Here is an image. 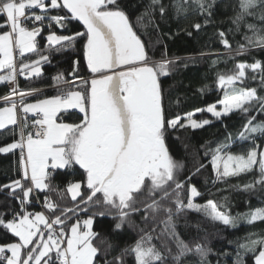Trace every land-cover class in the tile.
<instances>
[{
    "label": "snow or ice",
    "instance_id": "6c2138e0",
    "mask_svg": "<svg viewBox=\"0 0 264 264\" xmlns=\"http://www.w3.org/2000/svg\"><path fill=\"white\" fill-rule=\"evenodd\" d=\"M188 3L189 0H176L172 6L179 14L186 11ZM192 3L197 5L201 14L212 6L207 4V0H192ZM155 6H159L162 16L165 14L166 9L161 0H151L145 13L137 17L138 22L148 16ZM239 7L240 11L232 21L237 30L246 17H256L257 12L260 21L264 22V0H240ZM37 8L43 14L49 9H66L72 19L82 23L86 31L74 36L50 33L47 36L48 46L71 45L77 37L86 36L84 59L94 78L90 81V88L80 91L75 89L88 85L89 81L75 75L69 81L63 74H58L53 77V84L59 94L38 99L35 103L24 101L25 96L39 91L35 88L22 91L13 87L8 95L0 97L9 105L0 108V129L18 123L20 126V139L0 146V153L20 149L22 172L21 179L0 185V191L9 190V194L21 203V212L14 213L12 219L5 220L0 215V226L18 237V242L0 245V264H50L53 252L59 264H94L99 248L93 244L98 235L92 231L93 218L83 220V227L77 220L71 225V235L65 232L67 214L87 211L90 203L105 209L99 215L108 214L116 220V230L129 223L133 213L143 211L146 222L149 218L154 220L162 213L166 214V219L161 222L165 225L163 232L176 245L177 251L172 255L175 264H181L182 258L190 253L199 256L200 264H206L211 249L200 242L189 246L181 240L172 222L174 214L191 209L203 212L225 226H235L238 218L220 211L212 200H208L204 206L195 204L194 197L200 193L194 186H190L187 203H184L182 190L185 184L177 179L183 164L170 155L165 134L167 129L184 128L186 125L182 120H187V126L193 129L209 121L198 122L192 118L193 113H187L185 117L177 115L173 119L165 118L158 77L167 75L171 61L149 64L145 45L129 17L120 9L118 0H50L48 3L46 0H0V16L4 18L0 27L10 29L0 32V69L7 73L0 75V82L15 84L17 74L26 78L41 75L39 64L48 61L47 55L41 54L39 59L22 62L19 66L14 59L17 50L21 56L26 52L37 51L36 36L40 34L41 28L29 30L23 26V21L29 18L28 10ZM32 18L42 22L45 15H34ZM48 19L62 25V21L68 17L53 15ZM193 27L199 30L201 24L196 23ZM245 27L252 33L244 36L247 44L264 48V29L257 28L255 24H245ZM219 36L223 45L230 48L225 33L220 32ZM243 50L244 45H241L240 51ZM236 68L237 71L232 75L218 76V85L223 89L231 88L234 94L228 95L226 92L225 98L219 101L224 106L223 112L217 111L215 105L207 108L217 118L222 114L227 115L233 108L248 112L254 102H258L260 111H264V97H258L256 89L236 88L237 81L243 83L247 69L255 73L258 69L264 71V67L257 61L252 64L239 63ZM76 80H80L81 84L76 85ZM261 82L264 84V78ZM64 85L67 91L60 90ZM13 96L20 97L19 109ZM69 108L78 109L83 113V119L79 123H57V114ZM18 112L23 114V119ZM29 113L36 117L31 125L27 120ZM243 129L239 134L241 139H246L248 133L264 134V122L254 125L250 119ZM221 151L222 146H218L215 149L217 154L212 157L214 171L217 170L216 161L220 159L218 154ZM257 155L256 150H250L247 157L229 156L228 161L233 162L234 166L230 172V164L226 162L223 176L250 171L258 163L259 178L256 183L264 185V152L259 153L258 161ZM74 165L83 170L88 189L86 197L82 195L81 182H69L66 192L74 202V207L60 208L57 203L46 198L44 207L53 213L52 217L42 212L28 213L24 209V204L36 189L56 191L63 199L64 191L50 184L51 173L48 169H70ZM29 181L30 184L25 186V182ZM244 187L248 189L253 185ZM17 191L22 193V197H17ZM145 191L147 196H144ZM157 193L161 194L159 198ZM166 200L170 203L165 204ZM173 204L175 210L171 206ZM81 205L86 207L81 209ZM245 218L249 224L264 221V208L245 214ZM151 239V232L141 235L134 245L123 249L121 255L114 258L117 264H123L122 257L127 254L134 255L135 264H165L164 254L150 244ZM65 240L66 247L62 246ZM257 246L259 251L255 255V264H264V236L252 239L250 235L245 243L239 244L240 249L254 253ZM237 256L235 264H242L239 252ZM104 264L112 262L106 260Z\"/></svg>",
    "mask_w": 264,
    "mask_h": 264
},
{
    "label": "trees",
    "instance_id": "16d2710c",
    "mask_svg": "<svg viewBox=\"0 0 264 264\" xmlns=\"http://www.w3.org/2000/svg\"><path fill=\"white\" fill-rule=\"evenodd\" d=\"M48 2L50 0H46V3ZM161 2L165 6V14L162 16L159 6H155L150 10L148 16L143 17L141 22H138L137 17L145 13L151 0H118V5L129 17L134 30L145 45L149 64H155L162 60L171 61L167 75L158 77L165 118L173 119L177 115L185 117L187 113H193L192 118L198 122L209 121L208 124L193 129L187 126V120H182V123L186 125L184 128L167 129L165 134V142L170 155L174 160L183 164L177 173V179L185 184L182 190L184 203H187L190 186H194L200 193L199 196L194 197L195 204L204 206L208 200H212L219 206L220 211L238 218L235 226H225L218 221H213L203 212L185 209L179 214H174L172 222L179 238L189 246L200 242L211 249L206 264H235L238 252L242 264H255V255L258 254L259 246L254 253L240 249L239 244L245 243L250 235L252 239L264 236V221L258 220L249 224L245 218V214L257 208H264V185L256 183L259 178V165L257 163L250 171L225 177L221 165L217 167L216 171L213 170L212 157L217 154L215 149L222 146V151L218 154L221 158L227 154L243 155L249 150H256L258 161L264 134L260 132L248 133L246 139H241L239 134L244 130V124L250 119L254 125L264 122V111H260L259 103L254 102L248 112L233 108L227 115L222 114L220 118H217L206 108L210 105L222 106L219 101L223 100L226 91H231V88L223 89L218 85L219 75L234 74L237 71L236 65L239 63L252 64L259 61L264 67V48L249 46L244 39L246 34L252 35L245 24H255L257 28L264 29V22L260 21L259 12H257L256 17H246L237 30V26L232 21L240 11V0H207V4L212 6L203 14L200 13L197 5L192 3V0H189L185 6L186 11L179 14L172 6L176 0H161ZM32 12L45 15L46 19L53 15L67 16L68 19L62 21L60 28L52 27L42 30L37 36V51L25 53L18 58L17 66L22 62L39 59L41 54L49 57L47 62L40 63V76L26 78L17 74L18 87L20 89L53 87V77L58 74H63L67 80L70 75L78 77L93 75L88 70L84 59L86 36L77 37L71 45L65 43L63 47H49L47 41L49 33L56 32L64 36H74L78 32H85V28L62 8L49 9L46 14L41 13L38 8L32 9ZM3 23L4 18L0 16V24ZM196 23L201 24L199 30L193 27ZM6 30H8L7 27H0V32ZM220 32L225 33L230 48H226L221 42ZM241 45H244L242 52L240 51ZM17 72H19L18 67ZM4 74H6L4 70L0 71V75ZM262 78H264V71L258 69L254 73L251 69H247L243 83L237 81L236 88H254L257 90L258 97H264ZM87 81H89L88 85H82L75 90L85 91L86 88H90L91 79H87ZM75 84L80 85L81 82ZM60 90L67 91L68 88L61 86ZM7 93L6 83H0V97ZM229 93L234 94L232 91ZM58 94L59 90L56 87L29 100ZM197 109L202 111H196ZM57 119L79 123L83 116L75 110H67L60 112ZM18 139V124L0 129V146H6ZM49 172L51 173L50 184L64 191L63 199L56 191L36 189L37 196L41 199V206H37L34 201H31L29 204H24L23 207L26 211L43 210L47 217H52L53 213L44 207L43 197L57 203L60 208L74 207V202L66 192L69 182H81L82 195L85 197L88 195L85 176L78 165H74L70 169H52ZM21 178L20 156L17 149L8 153H0V185L10 184L11 181ZM28 184L30 181L25 182V186ZM248 184H252L253 187L245 189L244 186ZM16 195L22 197V193L19 191ZM160 195L157 193V198ZM144 196H147L146 191ZM30 199H32V194ZM164 203L169 204L170 201L166 200ZM171 206L175 210V205ZM80 207L83 209L86 206L81 205ZM87 208V211L67 214L65 232L69 235L71 225L77 220L93 218L92 231L98 234L94 238L93 244L99 248L97 257L94 258V264H104L106 260L117 264L114 258L121 255L123 249L134 245L136 240L146 232H151L150 244L164 254L165 264H175L172 255L177 251L176 245L163 232L165 225L161 222L166 219V214L162 213L154 220L149 218L146 222L143 219V211L133 213L130 222L116 230L114 227L116 220L111 215L101 216L98 214L105 211L102 206L90 203ZM17 212H21L20 200L11 196L9 190L0 191V215L5 220H9ZM94 213L96 215H93ZM56 214L59 215V212L57 211ZM80 222L82 223V221ZM142 229L143 231H141ZM13 242H18V237L13 236L0 226V245ZM109 244L112 245L111 248L108 247ZM54 255L53 252L50 264H54ZM122 259L123 264H135V257L132 254L124 255ZM181 264H200L199 256L190 253L182 258Z\"/></svg>",
    "mask_w": 264,
    "mask_h": 264
},
{
    "label": "built area",
    "instance_id": "2783aa9c",
    "mask_svg": "<svg viewBox=\"0 0 264 264\" xmlns=\"http://www.w3.org/2000/svg\"><path fill=\"white\" fill-rule=\"evenodd\" d=\"M28 19H25L24 21H23V26H25V27H27L29 30H31L33 27H39V28H41V31L42 30H44V29H49V28H52V27H57V28H60V26H61V24H57V23H55L54 21H50L49 19H44L42 22H38V21H34V19L32 18L34 15H38V14H36V13H33L32 12V9L31 10H28ZM38 36V35H37ZM37 36H36V43H37V41H38V38H37ZM19 58V54H18V52L17 51H15L14 52V59H15V62H16V60ZM81 78H83L84 80H87L88 78H84V77H81ZM69 81H72L73 80V76L72 75H70V78L68 79ZM80 82V80H76L75 81V83H79ZM6 86H7V89H8V93L7 94H5V95H8L10 92H11V90H12V88L13 87H15V88H17V89H19V90H22V91H28L29 89H20L19 87H18V82H17V76H16V82H15V84H11V83H9V82H6ZM64 86H66V85H64ZM53 88H56V86H53V87H48V88H40V89H38L39 91L38 92H34V93H32L31 95H28V96H25L24 97V101H26V100H28V99H30V98H32V97H34V96H36V95H38V94H40V93H42V92H44V91H46V90H50V89H53ZM4 95V96H5ZM4 96H2V97H4ZM14 101H16V103H17V106H18V109H19V100H20V97L19 96H14V98H12ZM4 103H6L3 99H0V105L1 104H4ZM18 115H20L21 116V119H23V115L22 114H20L19 112H18ZM36 117L35 116H33V115H27V120H28V123H29V125H31V122H32V120H34ZM19 123H18V129H19ZM19 139H20V136H19ZM18 139V140H19ZM17 151H18V153H19V156L21 155V152H20V149H17ZM31 201H34L36 204H37V206H41V199H39L38 198V196H37V193H36V191L34 190L33 191V193H32V199H30L29 201H27L26 202V204H29V203H31ZM42 202H45V198L43 197V199H42ZM42 212L44 213V211L42 210ZM45 214V213H44ZM46 215V214H45ZM62 246H64L65 247V242H64V244L62 245ZM54 260V264H59V262L56 260V257H55V255H54V258H53Z\"/></svg>",
    "mask_w": 264,
    "mask_h": 264
},
{
    "label": "rangeland",
    "instance_id": "374dc122",
    "mask_svg": "<svg viewBox=\"0 0 264 264\" xmlns=\"http://www.w3.org/2000/svg\"><path fill=\"white\" fill-rule=\"evenodd\" d=\"M10 29H8V30H6V31H9ZM3 32V31H2ZM52 33H55L56 35H60V34H58V33H56V32H52ZM50 34V33H49ZM48 34V35H49ZM47 35V36H48ZM27 53V52H26ZM25 54V53H24ZM37 60V59H36ZM30 62V61H29ZM29 62H24V63H29ZM39 67H40V71H41V64H39ZM0 71H2V69H0ZM110 74V73H109ZM84 78H88V79H93L94 78V76L93 75H91V76H89V77H84ZM229 92H231L230 90H228ZM228 91H226L227 92V94L228 95H232L231 93H229ZM225 95H226V93H225ZM225 95H224V97H223V99L225 98ZM16 97V96H15ZM50 97H52V96H49V97H43V98H38V99H46V98H50ZM12 98H14V96L12 97ZM31 99V98H30ZM38 99H34V100H26L25 101V103H35ZM6 106H9V105H7L6 103H4V104H1L0 105V108H4V107H6ZM209 107V106H208ZM207 107V108H208ZM216 107V110L217 111H221V112H223V108H224V106L222 105V106H215ZM206 108V109H207ZM67 110H75V111H77V112H79L82 116H83V113H81L78 109H75V108H69V109H67ZM67 110H62V111H67ZM61 111V112H62ZM60 113V112H59ZM58 113V114H59ZM58 114H57V116H58ZM23 115V114H22ZM27 115H32L31 113H29V114H27ZM56 120H57V123H60V122H64V123H70V122H66V121H62V120H58L57 119V117H56ZM8 126V125H7ZM250 151V150H249ZM248 151V152H249ZM248 152H246V154H243V155H233V154H227V155H225V156H223L222 158L220 157V159H218L217 161H216V164H217V167L219 166V165H221L222 167H223V169H224V164L226 163V162H228L229 164H230V167H229V171L231 172L232 171V167L234 166V163L233 162H229L228 161V157L229 156H232V157H237V156H245V157H247V154H248ZM50 170H52V169H48V171H50ZM74 182H78V181H74ZM89 218V217H88ZM88 218H86V219H88ZM77 222V221H76ZM75 222V223H76ZM81 227H83V224H82V226ZM69 235H71V232H70V230H69ZM13 243H15V242H13ZM9 255H10V253H9Z\"/></svg>",
    "mask_w": 264,
    "mask_h": 264
},
{
    "label": "water",
    "instance_id": "95a60500",
    "mask_svg": "<svg viewBox=\"0 0 264 264\" xmlns=\"http://www.w3.org/2000/svg\"><path fill=\"white\" fill-rule=\"evenodd\" d=\"M66 10V9H65ZM66 12L71 16V13H69L67 10H66ZM81 25H82V23L79 21V20H77ZM83 26V25H82ZM84 27V26H83ZM86 30V29H85ZM119 70H122V69H117V71H119ZM260 152H264V140H263V142H262V145H261V147H260V150H259V153Z\"/></svg>",
    "mask_w": 264,
    "mask_h": 264
},
{
    "label": "crops",
    "instance_id": "0c3cea01",
    "mask_svg": "<svg viewBox=\"0 0 264 264\" xmlns=\"http://www.w3.org/2000/svg\"><path fill=\"white\" fill-rule=\"evenodd\" d=\"M7 74V73H6ZM6 74H4V75H6ZM0 83H3V82H0ZM36 212H42V211H40V210H37V211H34V210H31V211H29L28 213H36ZM85 220V219H84ZM83 221V220H82ZM82 224V223H81ZM65 247H66V240H65Z\"/></svg>",
    "mask_w": 264,
    "mask_h": 264
}]
</instances>
